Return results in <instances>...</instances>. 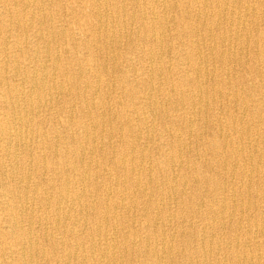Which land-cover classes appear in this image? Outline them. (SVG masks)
<instances>
[{
    "label": "bare ground",
    "instance_id": "6f19581e",
    "mask_svg": "<svg viewBox=\"0 0 264 264\" xmlns=\"http://www.w3.org/2000/svg\"><path fill=\"white\" fill-rule=\"evenodd\" d=\"M0 264H264V0H0Z\"/></svg>",
    "mask_w": 264,
    "mask_h": 264
}]
</instances>
